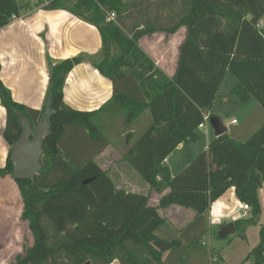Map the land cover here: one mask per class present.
Returning <instances> with one entry per match:
<instances>
[{"label": "trees", "instance_id": "1", "mask_svg": "<svg viewBox=\"0 0 264 264\" xmlns=\"http://www.w3.org/2000/svg\"><path fill=\"white\" fill-rule=\"evenodd\" d=\"M69 3L0 0V29L24 11L40 6L69 11L97 27L102 58L92 64L114 85L112 99L99 110H75L64 102V87L68 75L86 57L63 60L51 65L45 106L37 111L13 99L1 79L0 63V102L7 113L3 136L11 147L0 179L13 177L11 151L21 136L22 119L36 126L47 110L52 112L42 170L34 180H15L23 201L21 219L28 223L34 245L11 264H111L116 260L121 264H171L173 259V264H182L187 248L200 245L210 231L205 230V217L211 206L231 188L240 203L250 207L249 218L235 221L237 234L246 239V230L258 225L264 213L259 197L264 188V125L246 141L227 134L214 137L207 150L176 176L165 161L180 145L200 140L199 128L206 116H214L210 111L228 73L238 80L232 96L241 104L255 99L264 110V0ZM107 12L116 13L115 22L106 21ZM140 18L145 21L139 22ZM181 28L187 36L180 47L176 74L169 78L140 48L139 41L157 33L175 35ZM105 111H119L128 127L150 112L151 124L139 136L133 135L138 138L130 143L124 160L152 191L159 195L169 191L158 207L149 205L147 195L118 190L94 162L112 143L99 121ZM82 142L86 156L77 150ZM67 143L73 145L74 154L66 150ZM172 206L197 214L181 232L159 214L160 209ZM215 233L218 238V230ZM259 235L260 243L246 262L264 264V225Z\"/></svg>", "mask_w": 264, "mask_h": 264}, {"label": "crops", "instance_id": "2", "mask_svg": "<svg viewBox=\"0 0 264 264\" xmlns=\"http://www.w3.org/2000/svg\"><path fill=\"white\" fill-rule=\"evenodd\" d=\"M42 8L40 6L24 11L9 26L0 29V63L2 65L1 79L3 83L10 90L13 99L17 103L33 110L42 111L49 87L51 65L84 55L86 57L84 62L75 67L66 79L64 102L78 111L99 110L112 99L114 94L112 81L101 75L91 61L93 56L102 53L103 44L99 30L69 11H50ZM133 26V24L127 22V27L131 29ZM122 28L124 31L126 30L124 26ZM186 36L187 30L185 28H181L175 35L171 36L157 33L142 38L139 41V46L159 70L167 77L173 78L178 67L180 47ZM6 120L7 113L0 102V169L5 168L11 150L10 145L3 136ZM99 121L106 128L107 135L112 143L94 159V162L108 173L118 190L147 196L153 193L155 200L154 204L151 205L152 207H158L161 197L168 194L169 191L167 190L162 195L151 191L150 186L138 172L124 160V154L129 149L130 143L133 144L138 138L133 135L136 133L137 136L139 132H144L151 124L150 112H145L131 127H128L119 111H105ZM207 127L208 125L203 129ZM201 130L199 128V133ZM210 142L206 145L205 150H207ZM189 146L180 145L175 152L182 151ZM173 154L166 159L165 164L169 167L172 176H176L173 171ZM192 157L190 156L191 159ZM185 168L181 167L178 172L183 171ZM11 183V176L0 179V197L3 185H10ZM259 197L261 201L260 192ZM239 205L240 201L236 196L235 189H229L211 206L206 214L205 230L219 231L222 226L241 219L236 215V209ZM159 214L162 218L167 219L177 232L185 230L197 216L193 210L178 206L160 209ZM263 214L260 217L259 224L252 226L256 227L259 234L261 226L264 225ZM182 218L187 219L186 222H183ZM226 221L229 222L225 223ZM250 228L246 230V240H249ZM172 235H174V232ZM257 243H260V235L259 241L254 243L243 257H237L238 254L233 256L229 251L224 256L221 253L223 251H219V261L215 264H219L220 260H223L226 264H243L253 249L257 247L255 246ZM206 244L205 241L202 242L203 246ZM184 245L187 246L186 243ZM228 248L230 250V247ZM168 256L167 254L165 259ZM173 260L171 264H173ZM185 260L184 257L182 264ZM193 260L195 261L197 258H190L189 264H192ZM248 262L252 264L251 261ZM111 264L121 263L116 260ZM207 264H213L210 254Z\"/></svg>", "mask_w": 264, "mask_h": 264}, {"label": "rangeland", "instance_id": "3", "mask_svg": "<svg viewBox=\"0 0 264 264\" xmlns=\"http://www.w3.org/2000/svg\"><path fill=\"white\" fill-rule=\"evenodd\" d=\"M37 1L39 0H34L33 4H35ZM68 1L70 2L69 4H75V2H77V0ZM123 2H128V0H123ZM149 15H151V19L154 18L153 12ZM137 16H139V13ZM138 21L143 22L145 19L140 18ZM261 25L262 27L264 26V21ZM101 58L102 53L100 55L93 56L91 61H100ZM237 83L238 80L233 74L228 73L226 75L224 82L218 92L217 99L211 108L210 114L221 119L224 126L228 128V136L234 137L239 141H246L258 129H260V127L264 125V110L260 107L255 99L250 100L247 104H241L234 96H232V90L237 85ZM232 120H235L238 125L234 126L231 123ZM206 129L201 130L200 140L190 144V146L188 145L189 147L186 149L173 154V171L175 175L182 171L181 170L178 172V169L181 167H187L193 158L205 151L206 145L209 143V141L214 139L215 132L210 124H208ZM238 133H240V136H237ZM73 138L75 139L76 137L74 136ZM77 140L80 142L81 139L79 138ZM68 143L67 145L69 146ZM66 150L69 151V153H75L73 145L71 144L68 148H66ZM77 150L84 152V156L88 155L86 144L83 142L79 145ZM190 156H193L192 159ZM152 194L153 193H150L148 195L150 198L149 205L151 207V204H154L155 200ZM260 195L261 204L264 208V188L262 191H260ZM22 213L23 201L21 192L17 183L15 182V179L12 177V183L10 185H3V191L0 197V264L13 263L17 256L24 255L26 251L32 248L34 245V238L29 229V225L27 222H24L21 219ZM249 216L250 212L242 218H249ZM182 220L183 222H186L187 219L185 220L182 218ZM228 222L229 221H226L225 223ZM248 238L249 240H246L236 233L235 235H231L229 238L220 239L216 238L215 230L210 231L202 238L200 245H194L187 248V253L185 254L186 260L184 264H189L190 258H197V260H193V262H191L192 264H207L209 254L211 255L212 259H217L216 261L218 262L219 257L217 256L216 252L219 251H223L221 253L224 256L227 255V252L229 251V253H231L233 256L238 254L237 257H243L246 253H248L247 251L252 248L253 244L259 241V232L256 227L250 228ZM203 241L207 243L205 246L202 245ZM255 246H258V243ZM228 247H230V250ZM241 250H243V252H241ZM192 251L194 252L191 255ZM219 264L226 263L223 260H220ZM243 264H249V262H244Z\"/></svg>", "mask_w": 264, "mask_h": 264}, {"label": "water", "instance_id": "4", "mask_svg": "<svg viewBox=\"0 0 264 264\" xmlns=\"http://www.w3.org/2000/svg\"><path fill=\"white\" fill-rule=\"evenodd\" d=\"M51 111L47 110L36 126L27 118L21 121L22 133L12 147L11 163L13 166V178L15 180H34L42 170V158L44 156V143L51 136L50 116ZM209 124L215 132V137L219 138L228 132L221 119L211 116ZM93 180H86L85 185ZM237 233L235 222H230L220 228L218 238L226 239ZM85 264H91L87 262Z\"/></svg>", "mask_w": 264, "mask_h": 264}, {"label": "built area", "instance_id": "5", "mask_svg": "<svg viewBox=\"0 0 264 264\" xmlns=\"http://www.w3.org/2000/svg\"><path fill=\"white\" fill-rule=\"evenodd\" d=\"M31 1L33 2L34 0H31ZM106 15H107V16H106V21H107L108 23H110V22H115L116 19H117V15H116L115 12H107ZM209 119H210L209 116H206V117H205V124L202 125V126L200 127L201 129H203L206 125L209 124ZM232 123H233V124H236L237 122L234 120ZM249 212H250V207H249L248 205H246V204H242V203H240L239 207H237V209H236V215H237L239 218L245 217V216L247 215V213H249ZM216 260H217V259H214V258H213V259H212V263H213V264L217 263Z\"/></svg>", "mask_w": 264, "mask_h": 264}]
</instances>
